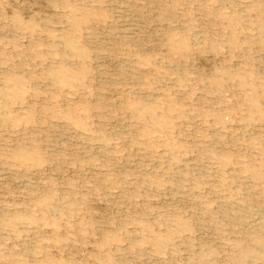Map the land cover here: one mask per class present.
Listing matches in <instances>:
<instances>
[{
    "label": "rangeland",
    "instance_id": "374dc122",
    "mask_svg": "<svg viewBox=\"0 0 264 264\" xmlns=\"http://www.w3.org/2000/svg\"><path fill=\"white\" fill-rule=\"evenodd\" d=\"M263 220L264 0H0V264H264Z\"/></svg>",
    "mask_w": 264,
    "mask_h": 264
},
{
    "label": "bare ground",
    "instance_id": "6f19581e",
    "mask_svg": "<svg viewBox=\"0 0 264 264\" xmlns=\"http://www.w3.org/2000/svg\"><path fill=\"white\" fill-rule=\"evenodd\" d=\"M173 190V189H172ZM251 216H253V215H251ZM255 216V215H254ZM260 219V218H259ZM264 221V220H263ZM259 220H254V222L251 224V226H250V230H249V232L248 233H250V232H253V231H255V227L254 226H259L260 224H259ZM231 235V234H230ZM250 235V234H249ZM253 235V234H252ZM251 235V236H252ZM248 250V249H247ZM248 254V252L247 251H245L244 252V255L246 256ZM248 256V255H247ZM240 260V259H239ZM248 260V259H247Z\"/></svg>",
    "mask_w": 264,
    "mask_h": 264
}]
</instances>
